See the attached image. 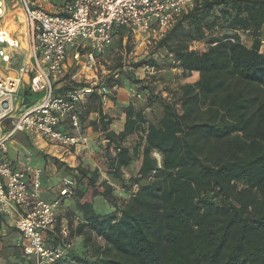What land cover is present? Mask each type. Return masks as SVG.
Instances as JSON below:
<instances>
[{
	"label": "trees",
	"instance_id": "trees-1",
	"mask_svg": "<svg viewBox=\"0 0 264 264\" xmlns=\"http://www.w3.org/2000/svg\"><path fill=\"white\" fill-rule=\"evenodd\" d=\"M219 20L230 32L213 35ZM262 25L264 0H205L183 13L155 41V48L165 50L183 75L196 71L199 78L180 84L171 93L172 101L160 99L161 114L155 120L130 103L124 129L115 133L107 127L111 119L98 95L90 94L99 101V117L89 124L103 130L109 144L115 143L111 176L122 182V168L136 159L141 164L124 185L126 191L137 186L126 200L114 194L107 180L98 183L97 172L78 167L92 194L102 196L114 210L99 213L90 203L77 205L84 217L75 230L83 235L82 247L72 249L64 261L264 264ZM237 30L251 34V47L240 41ZM208 33L206 49L190 48ZM121 71L106 79L108 87L118 83ZM20 95L27 106L35 102L27 87ZM128 135L135 137L131 147L123 145ZM59 233L57 223L47 243L56 245ZM23 260L31 264L26 256Z\"/></svg>",
	"mask_w": 264,
	"mask_h": 264
},
{
	"label": "built area",
	"instance_id": "built-area-1",
	"mask_svg": "<svg viewBox=\"0 0 264 264\" xmlns=\"http://www.w3.org/2000/svg\"><path fill=\"white\" fill-rule=\"evenodd\" d=\"M203 1L62 0L61 11L50 12L36 0H0V215L17 219L18 246L31 264H64L72 250L67 226L60 228L56 245L48 244L46 236L56 229L58 208L63 197L73 193V181L66 179L55 199H43L41 169L32 166L29 154L13 166L6 157L8 140L16 132H28L66 146L84 141L82 135L59 127L69 122L74 130L80 128V104L92 93L106 105L117 84L110 88L105 81L117 74L113 71L82 82L71 74L72 83L58 93L56 83L66 74L69 50L75 62L92 67L118 30L157 40L183 13ZM24 84L40 97L20 109ZM153 154L161 160L159 152Z\"/></svg>",
	"mask_w": 264,
	"mask_h": 264
},
{
	"label": "crops",
	"instance_id": "crops-1",
	"mask_svg": "<svg viewBox=\"0 0 264 264\" xmlns=\"http://www.w3.org/2000/svg\"><path fill=\"white\" fill-rule=\"evenodd\" d=\"M62 0H36V4L50 12H60L62 8ZM264 25L260 29V41L264 43ZM239 35L240 41L247 47H251L253 44V37L248 31H235ZM73 50H69L66 60L67 71L56 83V92H62L71 81V74H74L77 82L83 80L93 81L97 77V66L87 67L80 65L73 60ZM99 65V64H97ZM100 66V65H99ZM101 67V66H100ZM182 70L181 68H178ZM197 73L194 71L190 75H183L182 79L184 83H194L189 81V77ZM27 86L24 84L20 90H24ZM150 94L138 90L137 84L130 82L127 78L118 81L117 87L112 88L110 101L106 105H100L102 111L108 115L111 119L108 129L119 133L124 129V123L126 119L125 109L132 103L137 109H141L146 115H149L151 110L150 102L147 99ZM96 96V95H95ZM40 94H34L35 102L39 100ZM90 95L80 104V115L85 117V120L80 121V128L74 130L69 122L63 123L59 128L70 134H80L85 140L74 146H66L47 141L45 139L36 138L28 132H16L9 140L10 146L6 153V157L12 163L13 166H17L19 161L26 155H30V163L35 168L41 169V197L45 200H53L58 195L60 190L64 187V181L71 179L73 181L72 189L73 193L69 197H63L61 204L57 211V223L59 228L67 226L70 230H74L71 238L73 240L74 250H80L82 247V234L75 232L79 223L84 221V217L78 204L90 203L94 210L99 213H108L113 211L114 208L100 195H93L92 189L85 178H81L78 173V167L95 171L100 175L98 183L102 180H107L114 186V194L116 196H123L115 189V179L110 178L113 171L110 165L111 159L117 154L115 143H108L105 138L103 130H94L89 124L91 120H97L99 117L98 111L95 106L99 105V101L94 96ZM20 109L24 108V99L19 95ZM87 112V113H86ZM10 127V124L9 126ZM135 143V137L128 135L126 140L123 141V145L131 147ZM8 144V143H7ZM13 152H12V151ZM136 163V168L131 173L130 178L134 177L139 170L141 160H133L130 167ZM128 168H122V171ZM90 176V174H88ZM112 177V176H111ZM122 184L123 191L124 185ZM136 186V185H134ZM133 186V187H134ZM122 191V192H123ZM133 191V189H132ZM132 191H128L131 192ZM129 193V197L131 196ZM17 219H7L0 215V261L8 254L9 261L14 260L18 255L25 256L21 247L18 246L20 240V233L17 229ZM22 257V259H23ZM24 261V260H23ZM69 264V262H64Z\"/></svg>",
	"mask_w": 264,
	"mask_h": 264
},
{
	"label": "rangeland",
	"instance_id": "rangeland-1",
	"mask_svg": "<svg viewBox=\"0 0 264 264\" xmlns=\"http://www.w3.org/2000/svg\"><path fill=\"white\" fill-rule=\"evenodd\" d=\"M223 25L222 21L219 20V25L215 28L213 35L222 36L224 33L230 32V30ZM211 35V33H208L205 38L193 41L190 48L199 51L206 49L208 39ZM155 41L156 40L147 38L143 34L133 35L125 29L118 30L111 46L107 49L106 53L98 59L97 64L101 67L96 64V73L98 77H104L110 72L119 71L121 69L122 71L119 73L118 78L119 81L127 78L130 82L137 84L138 90L150 94L148 97L151 96V98H148L147 102L151 104L149 113V118L151 120L159 118L161 114V109L158 104L159 100L172 101L173 96L171 93L176 91L178 86L183 82L182 70L174 65L170 60V56H166L165 50H156ZM152 61L156 63L154 66L151 64ZM196 79H198L197 73L189 77V81H194ZM9 124L8 121V126ZM8 146H10V142H8ZM135 168L136 163L133 167L122 171V182L116 179L114 181L116 191L124 195V197L119 196L121 199L126 200L129 198V193L131 192L123 191L122 183H129L130 175ZM110 178L114 179L111 176ZM136 188L137 186L132 187L133 190ZM22 257L23 256L18 255V257L9 262L11 264H23L24 261ZM0 264H8V254L3 261H0Z\"/></svg>",
	"mask_w": 264,
	"mask_h": 264
}]
</instances>
